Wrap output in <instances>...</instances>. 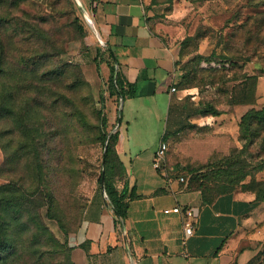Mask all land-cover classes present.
Listing matches in <instances>:
<instances>
[{"label": "rangeland", "instance_id": "rangeland-1", "mask_svg": "<svg viewBox=\"0 0 264 264\" xmlns=\"http://www.w3.org/2000/svg\"><path fill=\"white\" fill-rule=\"evenodd\" d=\"M0 13L11 21L0 31V50L5 48L9 64L19 66L18 62L30 57L38 60L35 70L23 76L32 85L20 98L26 96L33 102L39 97V77L56 69L61 73L59 79L45 84L44 96L52 100L58 95L68 113L77 109L97 123V111L102 109L106 114L111 97V80L103 77V71L108 70L107 65L111 68L114 61L94 23L88 22L87 17L92 18L89 7L82 0H28L13 9L0 7ZM150 22L165 42L178 49V61L185 68L181 71L186 75L184 86L177 88L173 98L168 127L167 110L163 108L154 118L139 117L143 126L133 122L129 127L126 118H121L126 110L120 106L122 130L129 128L142 157L150 147L157 149L169 137L171 151L188 165L184 175L200 170L203 185L212 194L229 190L253 192L257 182L264 181V169H259L264 159V129L254 143H248L250 137L241 139V119L247 107L260 108L264 104V0H163ZM28 24L30 33L22 30ZM239 107L246 111L238 120L236 132L213 134L206 127L207 117L211 116L206 111L218 108L223 114ZM117 120L109 126L111 131ZM9 125L4 121L5 132ZM57 129L61 131L53 123L46 126L49 133ZM14 138L16 147L19 137ZM71 139L72 135L69 142ZM7 140L5 133L4 142ZM14 146L6 151L0 146V184L11 180L17 170L23 172L19 165L15 169L9 159ZM103 151L100 142L84 143L77 145L69 157L65 151L68 164L51 161L56 169L63 164L70 168L54 170L52 176L59 213L66 224L72 220L67 227L73 229L64 232L57 220L46 216V207L41 212L55 237L67 246L69 236L78 230L73 218L78 216L79 206L93 189L101 187L98 178ZM68 248L71 263L81 264L74 258L73 248ZM57 251L58 254H47L50 257L41 264H68L66 255Z\"/></svg>", "mask_w": 264, "mask_h": 264}, {"label": "crops", "instance_id": "crops-1", "mask_svg": "<svg viewBox=\"0 0 264 264\" xmlns=\"http://www.w3.org/2000/svg\"><path fill=\"white\" fill-rule=\"evenodd\" d=\"M82 1L89 7L98 36L114 54V66L126 82L137 87L135 97L124 99L122 110L126 114L121 118H126L129 127L133 122L143 126L139 117L154 118L163 108L168 127L178 90L171 88H178L181 71L178 49L151 26L150 18L160 10L163 0ZM107 67L103 77L110 79L111 68ZM120 101L111 95L107 103L110 124L119 117ZM246 110L239 107L231 113L208 116L205 125L213 134L236 132ZM119 131L116 149L125 175L117 187L126 196V233L102 188L93 189L80 226L68 239L79 263L264 264V201H257L251 191H234L206 202L198 187L189 180L180 181L188 165L171 151L169 137L162 140L168 149L162 167L157 169L154 159L160 145L150 147L142 157L129 128L123 131L120 123ZM176 207H192L198 212L195 232L186 246L182 243L184 216L181 211H172Z\"/></svg>", "mask_w": 264, "mask_h": 264}, {"label": "trees", "instance_id": "trees-1", "mask_svg": "<svg viewBox=\"0 0 264 264\" xmlns=\"http://www.w3.org/2000/svg\"><path fill=\"white\" fill-rule=\"evenodd\" d=\"M27 1L0 0V7L13 9ZM8 25H11L10 18L0 13V31ZM80 29L83 32V28L80 27ZM22 30L30 33V26L22 28ZM5 52V48L2 47L0 50V146L6 151L9 147L14 146V137H19V144L12 148L9 159L15 169L19 165L23 172L17 170L11 180L0 184V264H41L46 257H50L47 254H58L57 250L66 255L68 264H73L69 255L68 246L70 245L61 243L55 237L41 212V209L46 207V216L57 220L64 232L67 233L72 228L67 227L72 223V220L66 224L62 219V213H59L52 176L54 170L63 166L67 171L70 168L63 164L56 169L51 161L56 159L57 165L62 161H66L65 163L68 164L67 160L70 159L65 160L66 150L69 157L74 154L77 145L100 142L104 150L102 158L104 166L101 169L98 182L101 185L104 174L109 205L117 216V222L121 223V220H125L127 216L128 207L125 194L120 192L117 187V181L125 175V167L116 149L120 131L118 129L112 132L109 129L111 124L107 113L105 114L102 109L97 111V123H93L82 111L75 109L74 113H68L61 106L58 95L52 100L47 99L43 94L46 89L45 84L59 79L61 73L56 69L44 72L39 77L40 83L36 86L39 97L35 98L33 102V99L26 96L20 98L32 85L30 82L24 81L23 76L35 70L38 60L31 57L30 59L24 58L20 62L17 61L19 66H15L13 63L9 64ZM111 56L112 58L114 56L112 52ZM177 64L180 71H185L179 61ZM185 78L186 75L183 72L178 87L184 86ZM110 80V95H116L118 99H126L138 94L136 85L126 82L114 65L111 67ZM22 101H24L23 105ZM205 113L218 116L221 111L215 108ZM118 120H120V116ZM4 121L10 123L6 132ZM51 123L60 126L61 131L57 129L55 133H49L46 126ZM262 129H264V104L260 108L248 109L242 116L241 139L246 141L250 137L248 143H254L253 139L260 135ZM5 133L8 137L6 143L4 142ZM70 135H72V139L69 142ZM50 156L54 157L50 159ZM74 167L71 165L72 170ZM259 169H264V159L261 161ZM202 177L200 170H197L191 173L189 181L201 190L206 202H212L219 195L234 192L229 190L212 194L203 185ZM252 191L255 193L257 201H264V181L257 182ZM86 203L87 201L79 206V214L73 218L74 228L80 226Z\"/></svg>", "mask_w": 264, "mask_h": 264}, {"label": "built area", "instance_id": "built-area-1", "mask_svg": "<svg viewBox=\"0 0 264 264\" xmlns=\"http://www.w3.org/2000/svg\"><path fill=\"white\" fill-rule=\"evenodd\" d=\"M89 23L93 24V22H89ZM171 90L176 91L177 88L173 86ZM167 149H168V144L165 141H162L160 144V148L157 151L156 157L154 159L155 168L159 169L162 167ZM179 179L181 182H184V183H186L189 180V178L186 176H181ZM172 211L174 212L181 211L184 216V236L182 238V243L184 246H186L188 238L191 237L195 232V220L194 219L198 214L197 209L192 208V207H186L183 210H180L179 207H176V208H173Z\"/></svg>", "mask_w": 264, "mask_h": 264}, {"label": "water", "instance_id": "water-1", "mask_svg": "<svg viewBox=\"0 0 264 264\" xmlns=\"http://www.w3.org/2000/svg\"><path fill=\"white\" fill-rule=\"evenodd\" d=\"M87 19H88L89 22H93L92 18H90L89 16L87 17ZM120 99H121L120 106L122 107L123 103H124V99L123 98H120ZM119 125H120V121L118 120L117 126L115 127V129L112 132L117 131L119 129ZM103 166H104V160H103ZM101 188H102L106 198L108 199L107 192H106V189H105V177H104V174L102 176ZM121 223H122V226H123V231H124V233H126V227L124 225V220H121ZM133 264H135L134 261H133Z\"/></svg>", "mask_w": 264, "mask_h": 264}]
</instances>
